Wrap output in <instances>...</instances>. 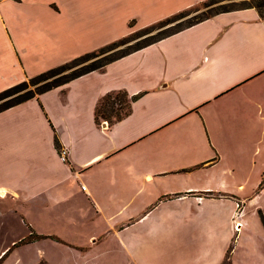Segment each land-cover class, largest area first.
<instances>
[{
    "label": "crops",
    "instance_id": "1",
    "mask_svg": "<svg viewBox=\"0 0 264 264\" xmlns=\"http://www.w3.org/2000/svg\"><path fill=\"white\" fill-rule=\"evenodd\" d=\"M201 1L0 0V90ZM114 93L128 100L127 111L97 120L95 107ZM257 154L264 161V22L244 7L0 111V264L126 263L125 231L146 213L128 210L154 179L178 184L137 205L173 204L155 225L180 228L185 209L216 190L194 182L198 170L222 162L228 173ZM228 187L214 196L230 202L245 189ZM41 243L64 252L47 255ZM224 250L206 263H245Z\"/></svg>",
    "mask_w": 264,
    "mask_h": 264
},
{
    "label": "rangeland",
    "instance_id": "2",
    "mask_svg": "<svg viewBox=\"0 0 264 264\" xmlns=\"http://www.w3.org/2000/svg\"><path fill=\"white\" fill-rule=\"evenodd\" d=\"M257 3L261 4L254 9L264 22V0L262 2L261 0H203L167 20L133 30L114 40L112 45L103 46L102 50L99 49L101 47H98L87 58L74 62L66 68L58 69L38 82L32 81L30 77L25 78L17 89L0 96V104L27 90L35 92L34 95H36L38 87L52 79L62 77L86 64L102 61V58L116 56L132 49L136 50V47L148 41L164 36L174 29L183 28L205 16H211L220 10L238 9L244 5H255ZM97 109V120L102 115H107L109 118L120 116V114L127 111L128 100L122 93H114L99 102ZM261 157L262 155L257 154L247 158L240 165H232V170L228 173L220 172V169L225 167V163L222 164V162L213 163L207 168V171L198 170V173L194 175V182L210 181L216 185L215 191H218V194L227 190L228 186L237 183H243L245 189L244 192L240 193L234 191V195L237 197L231 198L230 202H223L217 194H215L217 196H214L215 191L210 198L209 195L203 196L202 194L199 199H202L203 203L199 201L196 206L192 205L190 208L185 209L182 221L187 224L182 225L180 228L170 226V228L161 231L159 229L160 225H155L156 220L168 215L169 209L175 210L173 204H157L155 207L152 204L147 209L142 210L137 205L140 201H156L163 186L166 185L167 188H171L178 184V182H171L166 179H161V181L154 179L144 193L135 196L133 208L128 210V213H131L132 216H138L144 211L146 213L143 214L139 222H130V227L125 231L130 239V245L126 247L130 249L134 262L133 260H127L123 264H209L210 262L206 263V260L214 255L213 253L218 250L220 244L221 248L224 247L225 249L223 254L234 259L243 260L244 264H264V174L262 181H260L259 174L264 161H261ZM258 177H260L259 180L252 187ZM218 184H222L220 186L226 185V187L222 188ZM258 184L261 185L258 187ZM246 194L248 197L255 194L254 198L256 200L242 199L241 197ZM202 197H204V200ZM225 209L227 215L229 213V217L226 219H224ZM32 217L33 214L24 216L28 220ZM142 219L144 220L142 221ZM153 230L155 231L152 233ZM106 245L112 250L116 249L112 242ZM36 249H41V252L46 251L47 255L64 252L62 249L55 248L54 250L49 248L48 245H42V243ZM116 257L119 256L116 255ZM23 258L27 260L28 256L25 255ZM121 260L123 259L120 257L114 258L112 261L113 264H119ZM38 263L43 264L42 261H38Z\"/></svg>",
    "mask_w": 264,
    "mask_h": 264
},
{
    "label": "trees",
    "instance_id": "3",
    "mask_svg": "<svg viewBox=\"0 0 264 264\" xmlns=\"http://www.w3.org/2000/svg\"><path fill=\"white\" fill-rule=\"evenodd\" d=\"M261 2H262V0H261ZM260 4H261V3H260ZM260 4L257 3V4H255V5H252V4H251V5H244V6L240 7V8H244V7H253V8H256V7L260 6ZM221 11H227V10H220L219 12H221ZM180 12H181V11H179V12H177V13H175V14H173V15L167 17V18H164L163 20H167L168 18H170V17H172V16H175V15L179 14ZM217 13H218V12H217ZM206 17H209V16H205L204 18H206ZM204 18H201V19H199V20H197V21H200V20H202V19H204ZM163 20H160V21H163ZM160 21H158V22H160ZM197 21L191 22V23L187 24L186 26H189V25H191V24H193V23H195V22H197ZM186 26H184V27H186ZM179 29H181V28L174 29V30H172V31H170V32H168V33H166L165 35L171 34V33L175 32V31H178ZM165 35H164V36H165ZM161 37H163V36H161ZM161 37L156 38V39L151 40V41H148V42L142 44L141 46L136 47L135 49L140 48V47H142V46H145V45H147V44H150V43H152V42H154V41L160 39ZM113 43H114V42L111 41L110 43L104 44L103 46H104V47H106V46H110V45H112ZM103 46H100L101 48H99V49L102 50V49L104 48ZM132 50H134V49H132ZM132 50H129V51H127V52L120 53V54H118V55H116V56H110V57H108V58H102V61L92 62V63L86 64V65H84V66L79 67V68L76 69V70H73L72 72H70V73H68V74H66V75H64V76H62V77H57V78H55V79H52L51 81H48V82H46V83L40 85V87H38V89H37L36 94L41 93V92H44V91H46V90H48V89H50V88L56 87V86H58V85H61V84L65 83V82L69 81L70 79L75 78V77H77V76H80V75H82V74H84V73H87V72H89V71H92V70L98 69V68L102 67L104 64L108 63L109 61H112V60H114V59H116V58H118V57H120V56H122V55H124V54H126V53H128V52H130V51H132ZM92 53H93V50H92V51H89V52H86V53H84V54H81V55H79V56H77V57H75V58H72L71 60H69V61H67V62H64V63H62V64H59V65L54 66V67H52V68H49V69H47V70H45V71H43V72H41V73H39V74H36V75H34V76H31L30 79H32V81L38 82L39 80L43 79L44 77H46V76L49 75L50 73H52V72H54V71H56V70H58V69L66 68L67 66H69L70 64H72V63H74V62H77V61H80V60H82V59H84V58H87V57H88L89 55H91ZM20 83H22V81H21V82H18V83H16V84H13V85H11V86H9V87L3 89V90H0V96L6 95L8 92L17 89V88L19 87V84H20ZM34 94H35V92H33V91H31V90H27V91H24V92L20 93V94L17 95L16 97L10 98V99L6 100L5 102H3L2 104H0V111L3 110V109H5V108H8V107H10V106H13V105H15V104H17V103H20V102H22V101H24V100H27V99L33 97ZM108 96H109V95H107V96L105 97V99H106ZM102 101H103V100H102ZM97 112H98V109H97V106H96V107H95V112H94V113H95V118H97V114H98ZM115 118H119V116H116ZM55 143H56V140L54 139V144H55Z\"/></svg>",
    "mask_w": 264,
    "mask_h": 264
},
{
    "label": "built area",
    "instance_id": "4",
    "mask_svg": "<svg viewBox=\"0 0 264 264\" xmlns=\"http://www.w3.org/2000/svg\"><path fill=\"white\" fill-rule=\"evenodd\" d=\"M65 155H66V151L64 148L58 150V156H59L60 160L64 161Z\"/></svg>",
    "mask_w": 264,
    "mask_h": 264
}]
</instances>
